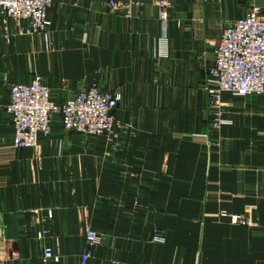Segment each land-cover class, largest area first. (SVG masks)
<instances>
[{
	"label": "crops",
	"instance_id": "1",
	"mask_svg": "<svg viewBox=\"0 0 264 264\" xmlns=\"http://www.w3.org/2000/svg\"><path fill=\"white\" fill-rule=\"evenodd\" d=\"M123 2L55 0L46 35L0 18V264H80L89 230L101 238L89 264H264V97L224 94L233 124L217 126L206 92L211 44L264 0ZM36 76L59 103L96 81L119 90L115 134L55 118L37 149L10 153V88Z\"/></svg>",
	"mask_w": 264,
	"mask_h": 264
},
{
	"label": "built area",
	"instance_id": "2",
	"mask_svg": "<svg viewBox=\"0 0 264 264\" xmlns=\"http://www.w3.org/2000/svg\"><path fill=\"white\" fill-rule=\"evenodd\" d=\"M111 12H119L124 0H101ZM212 1V0H209ZM55 0H0V18L5 27L8 23L23 26L25 35H46L51 27L50 13ZM167 4H160L159 19L167 28ZM127 17L132 13L127 10ZM213 64L207 72L206 91L209 98L211 120L217 126L233 123L223 114V96L235 98L264 97V10L252 7L245 16L235 20L211 44ZM122 101L119 90H102L95 82L81 90L73 98L58 104L43 78L36 76L29 84H15L10 88L7 113L10 115L14 135L10 153L37 149L42 138L52 134L53 121L60 118L64 130L86 138L113 136L117 129L115 111ZM227 214L224 213L223 217ZM51 218V215H49ZM231 217L235 225H248L240 216ZM153 240L164 243L165 234L156 231ZM87 249L80 257V264H89L94 250L101 244L97 232L86 234ZM43 258L54 261V251L43 247Z\"/></svg>",
	"mask_w": 264,
	"mask_h": 264
},
{
	"label": "rangeland",
	"instance_id": "3",
	"mask_svg": "<svg viewBox=\"0 0 264 264\" xmlns=\"http://www.w3.org/2000/svg\"><path fill=\"white\" fill-rule=\"evenodd\" d=\"M51 14V13H50ZM51 20V19H50ZM213 64V63H212ZM211 64V65H212ZM210 65V66H211ZM210 66L208 67V69L210 68ZM207 72H208V70H207ZM207 78V77H206ZM44 80V79H43ZM45 82V81H44ZM96 82H98V81H96ZM99 85V84H98ZM100 86V85H99ZM49 89H50V87H49ZM102 90H105V89H103L102 88ZM51 91V90H50ZM207 92V91H206ZM52 94V93H51ZM208 95V94H207ZM52 97H53V95H52ZM54 99V98H53ZM209 99V98H208ZM55 100V99H54ZM56 101V100H55ZM57 102V101H56ZM58 104H63V103H59V102H57ZM56 118H58L59 120H60V118L59 117H56ZM226 118V117H225ZM61 122V121H60ZM210 122H211V124H213L212 123V120L210 119ZM214 125V124H213ZM53 131V130H52ZM110 137H112V136H110ZM224 213L225 214H227L226 212H221L220 214H219V217H221V218H228L229 219V221H230V223L233 225V226H240V227H242V228H256L257 226L255 225V227H254V224H253V222H252V220H251V218H249V216H244V215H237V216H240V217H242L243 219H245L249 224L248 225H246V226H242V225H235V224H233V222H232V219H231V217H227V216H234V215H230V214H227V216L226 217H223V215H224ZM90 231V230H89ZM46 234L44 233L43 234V236H45ZM165 238H166V236H165ZM154 241V240H153ZM155 242V241H154ZM157 243V242H156ZM45 245H47V244H45ZM45 245H43V247L45 246ZM50 246V245H49ZM51 247V246H50ZM53 249V248H52ZM54 251V250H53ZM54 256H55V253H54ZM93 259V258H92ZM43 261L44 262H46V263H51V262H55L56 261V256H55V260L54 261H46V260H44V258H43Z\"/></svg>",
	"mask_w": 264,
	"mask_h": 264
}]
</instances>
